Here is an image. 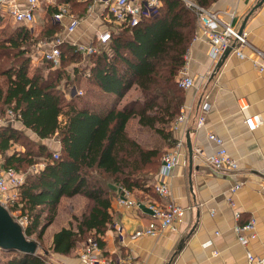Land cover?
<instances>
[{
  "label": "trees",
  "instance_id": "16d2710c",
  "mask_svg": "<svg viewBox=\"0 0 264 264\" xmlns=\"http://www.w3.org/2000/svg\"><path fill=\"white\" fill-rule=\"evenodd\" d=\"M61 1L73 10L84 8L78 0ZM191 1L211 8L217 0ZM43 9L38 34L12 21V27L7 23L0 29V116L8 110L16 114L15 121L0 125V159L4 168L16 171L43 162L37 172L27 173L13 207L27 218L23 229L28 239L41 243L61 198L82 194L93 203L90 211L76 219V231L64 228L54 235L52 250L69 254L89 237L103 250L101 236L114 223L116 189L156 194L150 182L160 169L163 151L177 142L172 124L185 103L177 79L198 17L185 0H161L157 11L137 25L114 29L99 52L85 57L64 43L60 67L44 59L34 66L38 42L61 31L52 20L56 5L45 4ZM2 20L0 14V25ZM72 59L78 65L71 73L63 66ZM63 78L67 89L61 87ZM83 83L82 95L72 93ZM135 85L138 95L120 105ZM133 118L143 132L161 138L164 148L131 136L127 126ZM53 138L59 150L46 143ZM3 255L0 264H50L40 251L29 255L3 250Z\"/></svg>",
  "mask_w": 264,
  "mask_h": 264
},
{
  "label": "crops",
  "instance_id": "0c3cea01",
  "mask_svg": "<svg viewBox=\"0 0 264 264\" xmlns=\"http://www.w3.org/2000/svg\"><path fill=\"white\" fill-rule=\"evenodd\" d=\"M78 2L84 5L83 10L77 7L73 10L67 2L78 17H83L75 33L68 38L75 42H92L112 23L101 3H95L93 11L89 12L92 0ZM63 3L66 2L42 1L36 12V29H39L38 19L41 21L45 17L43 4ZM211 8L220 11L227 20L233 13L231 22L239 32L248 16L241 33L246 34L252 47L264 52V0H217ZM5 23L11 20L5 17L1 25ZM198 32L200 37L189 48L187 64V72L194 78L195 86L185 90V121L174 132L176 139L185 142L186 133H191L194 149L192 190L187 148L169 179L172 188L169 199L185 209L183 221L176 232L160 230L153 236L132 239V233L148 225L151 212L144 206H120L116 201L117 188L111 207L114 223L101 236L105 242L102 253L108 264H246L247 251L264 255V71L259 72L254 65L255 60L262 62V59L253 49L245 48L247 57L244 59L230 51L214 61L206 37L200 30ZM204 103L209 105V110L205 124L199 127ZM242 104L247 106L246 113L257 119V129L248 130L245 113L240 108ZM211 132L224 139L230 156L239 163L238 171H219L206 161L216 150V144L208 138ZM235 186L238 189L233 197V208L227 197ZM133 194L143 203L164 201L157 193L150 196L136 190ZM92 204L82 194L61 198L54 221L46 228L38 249L48 255L50 264H83L79 254L85 242H78L66 255L53 252L52 245L57 232L64 228L77 230L78 221L74 217L80 219L84 213L88 214ZM86 207H89L87 212ZM235 213L240 214L238 219ZM251 219L256 221V237L242 245L235 227ZM117 225L122 227V233L117 232Z\"/></svg>",
  "mask_w": 264,
  "mask_h": 264
},
{
  "label": "built area",
  "instance_id": "2783aa9c",
  "mask_svg": "<svg viewBox=\"0 0 264 264\" xmlns=\"http://www.w3.org/2000/svg\"><path fill=\"white\" fill-rule=\"evenodd\" d=\"M90 1V0H84ZM188 7H191L198 17V31L204 35L210 47V56L214 61H218L224 56L226 51H232L240 59L247 57L245 48L253 49L254 53L262 59V62L254 61L255 67L259 72L264 71V52L254 48L248 42L246 34L239 32L236 29L231 19L234 14H230L229 20L225 19L220 11L212 8H204L191 0H185ZM95 3H101L107 12L112 26L100 32L92 42L81 43L71 41L69 35L75 33L80 25L83 17H78L69 4L63 3L56 5V10L52 15L54 23L59 24L61 31L51 39H42L38 42L37 48L40 51L41 59L51 62L54 67H60L62 62L61 45L69 43L76 48V51L83 56L88 57L99 52L103 46H106L111 39V33L114 29L120 26H135L144 17L155 13L161 4V0H92V4L88 6V11L92 12ZM42 0H0V14L3 18L8 17L13 23L21 24L29 27L34 33L36 31V12L40 8ZM65 20L68 23H65ZM200 37L199 32L194 35L193 41H197ZM38 57L33 56V60H38ZM190 59V49L185 55V65L182 68L177 79L178 86L187 90L195 86V80L187 72V64ZM72 93L82 95L81 89H72ZM241 110L245 113V124L249 131H253L259 127V123L254 116L246 113L247 106L242 104ZM209 110V105H202V115L199 117L198 126L201 127L206 122V113ZM186 108L183 106L180 113L172 124L173 132L179 129L181 123L185 121ZM16 119V114L12 110L5 113V117L0 118V125L13 122ZM209 140L216 144V150L207 157L206 161L215 169L225 172H234L239 170V163L233 159L226 146L225 141L220 136L209 133ZM184 150H186L185 140L177 139L173 147L168 149L162 157V163L158 173L155 176L153 183L155 192L164 199L163 202L147 201L145 203L136 199L132 191L125 188H119L116 196V201L120 206L126 208H134L144 206L151 212V220L144 228L137 229L132 233L131 238L137 239L143 236H153L160 230L178 231L180 223L183 221L185 209L170 200L172 194L170 176L173 170L179 164V160ZM58 158V153L54 154ZM24 183V176L13 168L6 169L3 167L0 159V204L3 205L15 220L24 226L27 224V218L20 216L18 210L13 207L19 198L21 185ZM262 187L264 188V172L262 175ZM238 186L229 190L228 201L234 208V194ZM239 213H235L238 219ZM255 219H251L245 224L236 225L235 231L238 240L242 245H246L250 239L256 237L255 234ZM118 233H122L123 229L120 225L116 226ZM0 253L3 250L0 249ZM218 255V252H214ZM80 261L83 264H108L106 257L103 256L102 249L94 237H89L85 242L79 254ZM246 264H264V255H255L252 251L246 252Z\"/></svg>",
  "mask_w": 264,
  "mask_h": 264
},
{
  "label": "water",
  "instance_id": "95a60500",
  "mask_svg": "<svg viewBox=\"0 0 264 264\" xmlns=\"http://www.w3.org/2000/svg\"><path fill=\"white\" fill-rule=\"evenodd\" d=\"M252 12L253 10L251 13ZM248 18L249 17L247 16L240 32L243 31ZM229 52V50L226 51L224 56H226ZM73 91L75 92V88H73ZM190 135L191 133L188 131L186 133V148L188 151L190 187L192 190L191 174L193 169L194 149ZM39 248L40 243L35 240L28 239L21 224L15 220L7 208L0 204V249L7 251L19 250L29 255H34L38 252Z\"/></svg>",
  "mask_w": 264,
  "mask_h": 264
},
{
  "label": "rangeland",
  "instance_id": "374dc122",
  "mask_svg": "<svg viewBox=\"0 0 264 264\" xmlns=\"http://www.w3.org/2000/svg\"><path fill=\"white\" fill-rule=\"evenodd\" d=\"M42 1H44V3H45V1L46 0H42ZM43 6L45 7V4H43ZM43 8V7H42ZM38 21H39V29H36V31L34 32V34H38L39 32H40V29H41V25L40 24H42L41 23V21L38 19ZM36 23H38V22H36ZM35 23V25H37ZM9 24V26L10 27H12L13 25L12 24H10V23H8ZM7 24L5 23V25H0V29H2V28H4L5 26H6ZM33 54V56L36 58V57H38L39 58V60H33V63H34V66L36 65V64H39L40 62V57H41V54H40V51H39V49L36 47V50H35V52L34 53H32ZM79 59V61H80V58H78ZM73 60V59H72ZM77 60H73L72 62H67V63H64V68H67V70L69 71V72H71L72 73V71H73V68H74V65H76V64H74L75 62H76ZM81 61H82V59H81ZM84 62V61H83ZM79 63V62H78ZM68 71H66L67 73H68ZM70 73V74H71ZM69 74V75H70ZM71 76H72V74H71ZM66 81H67V79L66 78H63L62 79V85H61V87L62 88H66ZM85 84H87V83H83V84H81V85H79L78 87H79V89L80 88H82L81 90L84 92V85ZM86 86V85H85ZM75 87H77V86H75ZM67 89V88H66ZM138 95V90H137V87H136V85L135 86H133V88L125 95V97L123 98V100L120 102V105H122V104H124L126 101H129V100H131L132 98H134V97H136ZM4 118L5 117V114L3 115V116H0V118ZM128 133L131 135V136H134V137H136L137 139H139L141 142H143V143H145L146 145H149V146H157V147H160V148H164V146H165V142L161 139V138H159L158 136H156V135H153V134H150V133H148V132H143L140 128H139V125H138V122H137V118H133L130 122H129V124H128ZM31 134V133H30ZM31 136H33L32 134H31ZM55 138H53V139H51V140H48L46 143L51 147V148H53V150H59V148H60V144L58 143V140L57 141H55L54 140ZM168 149V148H167ZM167 149H165L164 151H163V154L167 151ZM162 154V155H163ZM55 157V156H54ZM161 163H162V160H161ZM43 167V162H40V163H38L37 164V166L36 167H31V168H28L26 171H25V169L26 168H22L21 170H18V172L20 173V174H22L23 176H24V180H25V177H26V175H27V173L29 172V171H32V172H37V170L38 169H40V168H42ZM156 176V175H155ZM155 176H154V178L152 179V181L150 182V184H152L153 185V183H154V181H155ZM89 210V207H86V212ZM84 213V212H83ZM81 214V213H80ZM85 215V213L83 214V216ZM82 216V217H83ZM75 219H77V217H74ZM79 219V218H78ZM6 258V256L5 255H3V253L1 254L0 253V259H5Z\"/></svg>",
  "mask_w": 264,
  "mask_h": 264
}]
</instances>
